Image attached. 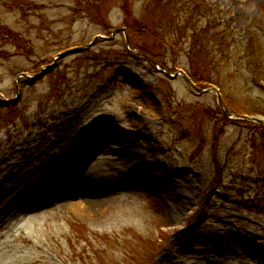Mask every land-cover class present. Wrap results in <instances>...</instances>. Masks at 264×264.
Here are the masks:
<instances>
[{
    "label": "rangeland",
    "instance_id": "374dc122",
    "mask_svg": "<svg viewBox=\"0 0 264 264\" xmlns=\"http://www.w3.org/2000/svg\"><path fill=\"white\" fill-rule=\"evenodd\" d=\"M0 28V264H264V0H0Z\"/></svg>",
    "mask_w": 264,
    "mask_h": 264
},
{
    "label": "bare ground",
    "instance_id": "6f19581e",
    "mask_svg": "<svg viewBox=\"0 0 264 264\" xmlns=\"http://www.w3.org/2000/svg\"><path fill=\"white\" fill-rule=\"evenodd\" d=\"M95 149V148H94ZM93 149V151L91 150V151H89V153H85V152H82V151H78L79 150V148L76 150V152L72 155V157L69 159V160H67V161H65V160H60V163H62V164H64L65 166H67V162L68 161H72V162H74L73 164H72V166H74L75 164H77V166H79L78 167V171L79 170H81V169H79V168H81V165L83 164V162H85V159H88V158H86V155H87V157L92 153V152H94L95 150ZM103 151V150H102ZM101 151V152H102ZM106 152H103L102 154H105ZM69 165L71 164V162H69L68 163ZM51 172V170H46L45 171V173L44 174H42L41 176H40V178L38 179V181L41 179H44V177L45 176H47V175H49V173ZM79 177H81L80 178V180H85L86 182H88V183H90L89 181V178L88 177H86L85 175H83V174H81V172H80V175H79ZM79 185L80 186H82V187H85L86 185L84 184V182L83 181H81V183H79ZM90 185H92V184H90ZM90 198H92L91 196L86 200V201H84V208H85V210H87L88 212L90 211V212H92L94 209H95V204L92 202V199H90Z\"/></svg>",
    "mask_w": 264,
    "mask_h": 264
},
{
    "label": "trees",
    "instance_id": "16d2710c",
    "mask_svg": "<svg viewBox=\"0 0 264 264\" xmlns=\"http://www.w3.org/2000/svg\"><path fill=\"white\" fill-rule=\"evenodd\" d=\"M94 1V0H93ZM96 1V0H95ZM101 1V0H100ZM202 2V0H194V4L195 5H199L200 3ZM92 3V2H91ZM157 4H158V6H159V9H161V10H164V11H166V10H168L169 8H170V6L168 5H166V4H164V5H159L160 3L157 1L156 2ZM99 3H97V5H98ZM124 10H125V12L127 13L128 11H127V9L126 8H123ZM164 15V14H163ZM166 15V14H165ZM164 15V16H165ZM155 18H156V16H153L152 18H149V25L151 24L152 25V27H154L155 29H159V27H161L162 25H163V22H165L164 20H159V22H155ZM168 18V14H167V16H165V20ZM168 25H169V23H167ZM146 27V26H145ZM0 33L2 34L3 33V30H2V28H0ZM7 34H9V33H7ZM194 46V45H193ZM194 48L195 49H193V51H190V52H193V55L192 56H194V57H196V56H199L201 53H200V51H197L196 50V48H197V46L195 47L194 46ZM190 54V53H189ZM191 56V54H190V57H192ZM253 61H255V62H253ZM253 61H251V63H252V65H255L258 61H259V55H258V53H255V59L253 60ZM260 69H262L261 67H259V64H258V67L256 68V69H254L253 70V72H254V74L255 75H257V76H260V75H258L259 73H258V71L257 70H260ZM192 78H194V79H196V80H198L197 79V77H195V76H193Z\"/></svg>",
    "mask_w": 264,
    "mask_h": 264
},
{
    "label": "water",
    "instance_id": "95a60500",
    "mask_svg": "<svg viewBox=\"0 0 264 264\" xmlns=\"http://www.w3.org/2000/svg\"><path fill=\"white\" fill-rule=\"evenodd\" d=\"M126 43H127V39H126ZM80 50H82V48H76V49L70 50L67 53L60 54L57 57H60L61 58V57L67 56V55H72V54L78 53ZM171 77H175V76H171ZM202 92H204V91H202Z\"/></svg>",
    "mask_w": 264,
    "mask_h": 264
}]
</instances>
